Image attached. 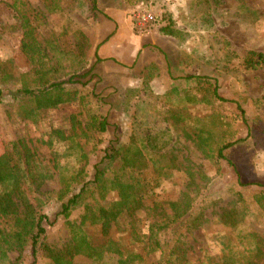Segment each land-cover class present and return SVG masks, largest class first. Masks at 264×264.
I'll return each mask as SVG.
<instances>
[{"label": "rangeland", "instance_id": "1", "mask_svg": "<svg viewBox=\"0 0 264 264\" xmlns=\"http://www.w3.org/2000/svg\"><path fill=\"white\" fill-rule=\"evenodd\" d=\"M72 1L27 0L37 40L34 46L36 50H46L52 58V66L47 69H57L61 81H65L93 68L88 77L81 79L85 85L75 87L85 95H93L89 108L107 117L109 126L107 132L97 136V149L89 163L83 161L79 167H86L90 178L93 166L109 146H127L142 133L159 134L174 144L181 160L197 165L207 177V183L202 182L207 187L199 196L206 221L186 241L190 264L216 261L228 254L229 246L242 251L246 239L240 242V238L249 233L257 234L264 242V206L258 201L264 191V68L249 70L245 64L250 52L264 54V0H218L210 22L204 20L209 15L200 0ZM12 3L13 0H0V90L6 95L0 98V156L20 138L48 140L53 129L73 136L71 115L80 111L78 103H71L42 112L37 122L24 120V101H14L10 95L22 88L30 76L34 77L40 63L32 62L23 49L28 30L20 27L10 7ZM140 3L154 7L160 16L159 22L144 32L136 30L132 19ZM244 4L257 15L247 11ZM192 76L218 81L222 97L240 102L248 125L243 123L235 104L211 98L215 81L187 80ZM185 91L204 96V102H185ZM183 107L192 118L179 126L187 125L189 130L194 127V117L221 116L223 137L238 141L228 151L234 167L227 161L205 157L190 138L166 121L169 111L178 112ZM92 149L93 145L88 144L86 150ZM45 156L48 161L49 155ZM68 160L75 165L73 158ZM236 169L242 183L254 185H240ZM170 173L156 192L163 198L176 199L188 176L178 170ZM58 187L57 182H48L45 189ZM60 206L52 201L43 207L52 223L47 226L45 240L51 248H62L69 241L66 221L62 217L55 220ZM232 208L243 217L236 230L219 222L223 210ZM82 212L76 210L70 220L79 222ZM88 230L94 240L100 239V224H89ZM137 250L146 254L143 247ZM18 257L16 252L11 254L12 261ZM146 259L155 264L156 255ZM75 261L89 263L84 256H77ZM32 262L31 248H27L19 264ZM49 262V253L41 251L37 264Z\"/></svg>", "mask_w": 264, "mask_h": 264}, {"label": "trees", "instance_id": "2", "mask_svg": "<svg viewBox=\"0 0 264 264\" xmlns=\"http://www.w3.org/2000/svg\"><path fill=\"white\" fill-rule=\"evenodd\" d=\"M200 1L209 15L204 20L210 22L219 2ZM231 1L245 3L244 0ZM10 7L21 23L20 27L28 30L23 46L25 53L32 62L40 63L34 77L30 76L22 88L10 95L14 101H24L21 112L24 120L37 122L42 112L71 103H78L80 111L71 115L73 136H66L61 129H53L48 140L44 137L20 138L10 143L0 156V264H19L20 256L27 248H31L32 264H37L41 251L49 253L48 264H79L75 261L77 256L86 257L88 264H153L146 259L152 255H156L155 264H190L187 238L206 221L205 207L199 198L200 191L207 187L202 184L203 181L207 183L203 171L197 165L181 160L171 141H165L159 134L142 133L137 139L133 137L127 146H109L93 166L94 173L89 178L86 167L79 165L83 161L89 163L91 154L97 149V136L107 132L109 126L107 117L89 108L93 95H85L82 89L75 87L85 85L81 79L88 77L93 68L83 75L73 74L61 81L57 69H47L52 66L49 63L51 56L34 46L37 40L27 0H13ZM243 7L257 15L245 4ZM170 30L166 29L169 33ZM245 64L249 70L264 68V54L250 52ZM187 80L215 81L200 76ZM185 93V102H204V96ZM4 96L0 90V98ZM211 98L235 104L243 123L248 125L240 102L222 97L218 81L211 86ZM169 114L166 121L190 138L205 157L217 162L227 161L233 166L228 151L238 141L223 137L225 130L221 116L194 117V127L189 130L187 125L179 126L192 118L186 107L178 112L169 111ZM88 144L93 145L90 152L86 150ZM45 154L49 155L48 161ZM67 158H73L75 165ZM62 159L67 160L63 162ZM172 170L185 172L188 180L176 199L163 198L156 188L170 178ZM236 172L240 185H254L242 183L241 173L237 169ZM48 182H57L59 187L45 189ZM52 201L61 204L55 220L62 217L69 230V241L62 248H51L45 242L47 226L52 223L43 207ZM258 201L264 206V191ZM78 209L83 210L80 220L73 222L70 218ZM219 222L236 230L243 223V217L235 208L224 209ZM89 224H100L99 240H94L93 233L88 230ZM244 239L242 251L227 246V255L224 253L222 258L208 259L202 264H264L263 240L254 233L242 236L240 242ZM228 244L232 245L231 242ZM140 247L146 251L145 255L137 250ZM14 252L19 257L12 261Z\"/></svg>", "mask_w": 264, "mask_h": 264}, {"label": "built area", "instance_id": "3", "mask_svg": "<svg viewBox=\"0 0 264 264\" xmlns=\"http://www.w3.org/2000/svg\"><path fill=\"white\" fill-rule=\"evenodd\" d=\"M132 19L136 30L144 32L159 22L160 16L154 7H147L144 3H140L134 10Z\"/></svg>", "mask_w": 264, "mask_h": 264}, {"label": "crops", "instance_id": "4", "mask_svg": "<svg viewBox=\"0 0 264 264\" xmlns=\"http://www.w3.org/2000/svg\"><path fill=\"white\" fill-rule=\"evenodd\" d=\"M87 1V0H85ZM60 2V0H59ZM96 2V0H94V3ZM72 3H77V4H82V0H73Z\"/></svg>", "mask_w": 264, "mask_h": 264}]
</instances>
